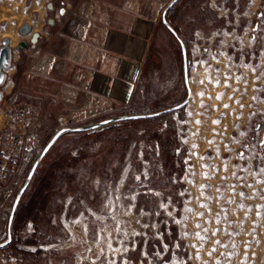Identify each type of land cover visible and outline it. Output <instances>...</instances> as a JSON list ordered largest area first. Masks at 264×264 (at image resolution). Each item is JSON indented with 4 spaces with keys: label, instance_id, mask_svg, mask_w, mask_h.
Masks as SVG:
<instances>
[{
    "label": "snow or ice",
    "instance_id": "snow-or-ice-1",
    "mask_svg": "<svg viewBox=\"0 0 264 264\" xmlns=\"http://www.w3.org/2000/svg\"><path fill=\"white\" fill-rule=\"evenodd\" d=\"M177 2L170 0L168 8ZM249 2L254 3V0ZM240 3L241 0H231V10L234 12ZM204 5L208 9H217L213 19L224 11L223 4L218 5L216 0H204ZM64 11L61 8L60 14L63 15ZM249 15L248 11L241 12L242 26L235 15L231 19L225 16L224 20L231 25L232 31L221 27L202 32L194 27L191 45L178 28L163 18L165 29L179 53L184 98L174 105H166L163 110H152L146 116H122L120 119L150 120L168 116L173 123L170 125L165 120L159 130L163 133L171 126L176 133L173 140L177 143L174 149L177 172L168 174L159 161L153 164L151 157L144 159L145 145L142 143L139 147L130 145L124 160L112 164L103 178H90L89 201L86 203L85 199L76 198L75 203L81 210L75 218L67 216V206H75L73 198L67 197L59 221L52 220L58 225V235L54 241L49 238L48 244H42L41 250L63 252L71 249L72 264H193V261L197 264H248L247 253L254 245L262 243L258 229L264 228V11L257 14L255 23L250 22ZM237 28L239 35L235 34ZM228 37H231V43ZM244 37H247V52L244 51ZM213 42L215 51L212 49ZM201 45L204 46L201 48ZM228 47L233 50L231 54L225 50ZM197 54L199 59H195ZM11 56L7 47L0 46V65L11 67ZM221 58L226 60L227 71L212 64V61L219 64ZM196 67L204 70V78H199L201 74L192 75V69ZM5 83V77L0 75V86ZM191 84L202 90L193 92ZM233 84L243 87H233ZM208 85L216 89L223 86L232 94L216 92L209 95ZM251 85L255 87H252L253 94L249 96ZM225 98L230 103H223ZM3 99V92H0V101ZM197 99L200 101L198 108L202 111L191 107ZM205 99L220 101L221 104L204 103ZM245 99L251 102L245 104ZM233 105L237 106L238 112ZM221 107L225 111L218 118L211 119V113L220 112ZM248 109L251 110L248 111L246 126L234 124L231 136L227 135V127L213 130L214 137L223 138L206 140L212 147L206 155L199 154V144L192 139L199 136V126L203 123L197 116L206 117L212 125L219 126L230 115L237 121H243ZM101 123L111 125L115 121L104 120ZM96 127L100 128V125ZM193 128L196 130L193 131ZM80 131L83 130L61 125L39 147L33 146L34 136L29 137L27 142L23 139L19 141L24 146L25 159L31 153L35 160L12 200L7 213L9 225L45 155L65 134ZM139 135L143 136V133ZM221 144L224 153L221 152ZM132 149H137L135 154ZM147 150L154 157H160L158 143L148 145ZM71 155L76 156L77 153L74 151ZM0 156L9 158L3 153ZM133 156L138 167H133ZM193 159L202 162L199 173L197 166L191 163ZM217 159L220 164L214 163ZM114 169L117 170L115 175ZM198 175L207 183L197 184ZM216 178L220 181L218 185L211 183ZM189 184L197 188L198 195L193 196L186 186ZM193 200L197 201L200 211L191 206ZM234 216L235 220L232 219ZM189 222H193L196 231L189 230ZM246 224L249 227L245 231ZM77 229L83 236H77ZM26 230L34 233L35 227L28 222ZM242 233L248 239L238 243L237 238ZM14 239L10 232H0V250L10 247ZM241 244L244 253L239 250ZM28 250L37 251L36 248Z\"/></svg>",
    "mask_w": 264,
    "mask_h": 264
},
{
    "label": "crops",
    "instance_id": "crops-1",
    "mask_svg": "<svg viewBox=\"0 0 264 264\" xmlns=\"http://www.w3.org/2000/svg\"><path fill=\"white\" fill-rule=\"evenodd\" d=\"M169 2L0 0V46L8 38L12 49V64L5 70L7 80L0 86L4 93L0 109L37 111L35 123L44 138L61 125L77 128L104 120L87 124V120L98 119L108 111L135 109L143 97L144 86L149 94V88L156 83L153 77H156L158 64L153 48ZM182 3V0L178 1L167 14L169 22L183 37L194 27L202 32L215 31L211 25L216 19H213L215 12L212 10L217 9L208 10L212 13L210 21H205L202 15H192L186 30L179 26L178 16L172 9ZM61 8L65 10L63 15ZM24 24L32 26L31 33H20L18 29ZM34 33H39V38L33 44L30 42ZM23 41L27 46L20 49ZM73 124L77 126L71 127ZM76 133L80 132L65 134L61 139ZM44 140L39 144L33 142V146H42ZM25 155L23 151L14 171L0 186V232H10L15 237L10 247L0 250V264H18L19 256H23L22 264H36L37 257L50 254L41 250L38 232L40 220L46 217L47 221L52 220L47 206L52 190L44 184L52 176L47 172L49 170L42 173L37 186L33 185L37 175L34 176L11 224L8 223L7 213L12 200L21 187L28 163L35 157L30 153L25 159ZM76 159L81 161L79 157ZM31 221L36 225V232L26 234V224ZM30 247H37V251H29ZM43 261L47 263V258H42Z\"/></svg>",
    "mask_w": 264,
    "mask_h": 264
},
{
    "label": "rangeland",
    "instance_id": "rangeland-1",
    "mask_svg": "<svg viewBox=\"0 0 264 264\" xmlns=\"http://www.w3.org/2000/svg\"><path fill=\"white\" fill-rule=\"evenodd\" d=\"M182 4L178 6L177 8H173V13H175L178 19V25H182L184 30L187 28V22L191 19L192 15L195 17L196 15H202L203 19H206L209 21L212 20V13L210 11L208 12V8L204 5V0H182ZM216 3L218 5L223 4L224 11L220 14L222 16H219L215 19L214 23L211 24L215 27L214 30H217L221 27H224L228 29L229 31H232V27L230 24L226 23L224 20V17L227 16L229 19L233 17V15L240 16L241 20V26L243 24V17L241 16L242 11H248L249 12V20L251 23H255L257 20V14L260 11H264V0H254V3L249 2V0H241L240 6L233 12L231 10V0H216ZM215 13L217 10H212ZM209 14V15H208ZM206 16V17H205ZM168 17V14H167ZM231 17V18H230ZM191 34V31H189ZM187 33V31H185ZM158 36L156 37V45L153 48L154 50V59H156V63L158 64L157 69L155 70L157 74L156 77H153V80L156 81V83L153 85L151 89V92L147 94V88L144 86L143 88V97L141 99L140 104L138 103L137 106H135V109H129L124 111H108L104 114V116H100L98 119H91L87 120V124L95 122V120L105 119L111 116H117V115H124V114H146L149 113L152 110L159 109L163 110V108L166 105H174L176 101L181 100L184 98L185 88L183 84L181 83V72H180V65H179V53L177 52L176 48L174 47L173 38L171 37L170 33L167 32L165 29V26L160 21L159 25V32ZM187 35L186 37H183L184 39L189 41V45L192 44L191 35ZM235 34L239 35V28L235 30ZM249 35H251V30L249 29ZM228 41L231 43V37L227 38ZM244 51H248V45H247V37H244ZM204 45H201V48ZM215 42L212 44V49L215 51ZM191 51V48L188 49ZM229 54L232 53V48L228 47L225 49ZM237 55H239L237 53ZM191 58V57H190ZM200 55L197 54L195 59H199ZM212 64L214 67L221 68L224 71H227L228 69L225 67L226 60L224 58H221L220 63L216 64L215 61H212ZM204 70L200 67H196L192 69V75L196 76L197 74H201L199 78H204L202 75ZM154 76V74H153ZM243 87V85H236L233 84V87ZM192 91L197 92L202 90L200 87H198L196 84H191ZM252 87H255V85H251L249 87L248 95L251 96L252 93ZM207 90L209 95H214L216 92H229L231 95V90L226 89L223 86H221L219 89L214 88L212 85L207 86ZM1 91V88H0ZM147 94V95H146ZM239 98V97H237ZM150 99V100H148ZM251 101L249 99H245L244 103L249 104ZM200 103L199 99H197L192 105V108H196L197 111H202L198 108V104ZM204 103H212L215 105H220V101L212 100L209 101L207 99L204 100ZM223 103H230L229 100L225 98ZM264 107V106H262ZM233 109H235L237 112L239 109L236 105H233ZM251 109H248L245 111L244 116L245 119L243 121H237L234 116H228L227 119L223 120L222 123L217 125H212L210 120H208L206 117L197 116V119H201L203 121L202 125L199 126V136L192 138L196 143L199 144V148L197 151L200 155H206L208 153V150L212 147L209 145L206 140L211 139H217L220 140L223 137H214L213 136V130H220L225 127L228 128V136H231L234 134L233 126L234 124H241L242 127L246 126L247 121V115L248 111ZM225 109L222 107L220 108V112H212L211 113V119H216L221 115V112H224ZM168 120L170 125L173 123L168 116H165L163 118H155L150 120H124L120 122H116L108 125L104 128L97 129L90 132H80L76 134L69 135L63 139H60L61 141L58 142V144L54 147L53 151L50 156H48L42 163L41 166L37 169V176L34 180V186H37V181L40 180V177L43 172L46 170H50L51 165L56 163L58 159H62V156L64 158L61 160L64 162L65 165H69L66 169V174L63 177V180L60 184V186L54 190H52L51 195L48 197V207L49 211L52 215V220L57 219L59 221V217L61 215V210L64 207L67 197L71 196L73 198L74 204L67 206V216L75 218V214L80 211V206L75 203L76 198H83L85 199V202L88 203L89 201V192L91 191V184L89 183L90 178L93 177H100L103 178L106 170H108L112 164H119L122 162L126 156V154L129 151V147L132 144H136L137 147L142 143L145 145V156L144 159L152 158V163L155 164L157 161L161 165H163L165 172L168 174H171L173 172H177V169L175 167V157H174V149L177 146V143L174 142L173 137L176 135L173 128L170 126L168 129H166L163 133L160 132V126L165 121ZM3 123V116L0 115V125ZM71 127H76V124L70 125ZM196 128H193V131H195ZM54 133V132H53ZM49 134L48 136L44 138V142L49 139V137L53 134ZM140 133H143V136L139 135ZM170 138L171 144H168L166 148L170 149L171 152L165 150L164 144H167L165 141ZM206 138V139H202ZM43 142V143H44ZM158 143L160 145V157H154L153 154H150L147 150L148 145H154ZM191 143V141H190ZM184 147H188L185 145ZM221 152L224 153L223 145H220ZM76 152L77 155L73 156L71 155L72 152ZM137 149H132V152L135 154ZM169 153V155L167 154ZM75 158V160L70 161L68 159L69 157ZM66 157L67 160L65 159ZM81 158L76 159V158ZM87 158L86 161H83L84 158ZM35 157L28 163L27 169H25L24 178L28 175L29 170L31 169L33 163H34ZM69 160V161H68ZM133 167H138L139 165L135 162V156H133ZM192 164H195L196 171L199 173L201 171L199 165L202 163L201 161L193 159L191 161ZM216 164H220V160L217 159L214 161ZM233 163H236L235 160H233ZM183 167V165H181ZM117 170H113V175L116 174ZM232 181H229L231 183ZM196 183L197 184H204L207 183L203 179L202 176L196 177ZM211 183L218 185L220 183L219 178L213 179ZM190 192H192L193 196L198 195L197 188L193 187L192 185H186ZM95 195V193H93ZM247 203H253L251 201H248ZM258 203V201H257ZM194 207L197 211H200L198 207L197 201L193 200V203L191 205ZM212 207L215 209V204L212 205ZM67 218V217H66ZM243 218V214L241 213V219ZM46 219L40 220V227H39V237H40V244L46 245L49 243V238H51L53 241L56 239L58 235V225L53 224L52 220L47 221ZM233 220L236 219V217H232ZM31 223L35 227L36 232V225L31 221ZM250 224V222H249ZM249 224L245 225V231L249 227ZM135 226V225H134ZM188 228L190 231H196L194 228L193 222H189ZM25 233L30 234L26 228ZM34 232V233H35ZM258 232L260 233V241L262 242L259 245H254L251 252L247 253L249 256L248 264H264V228L258 229ZM77 236H83V233L79 231V229L76 230ZM221 238L222 237H217ZM248 237L241 234L240 237L237 238L238 243L247 240ZM188 243H193L195 241H186ZM33 247H30L31 249ZM37 249V247H34ZM239 250L241 253H244V249L242 244L239 247ZM191 251V250H190ZM50 254L38 255L39 257L36 258V264H72V250L71 249H65L63 252L57 251V250H50L48 251ZM42 258H47V263L44 261L42 262ZM49 259V260H48ZM207 259V257H205ZM18 264L23 263V256L18 258ZM193 264H197L196 261H193Z\"/></svg>",
    "mask_w": 264,
    "mask_h": 264
},
{
    "label": "built area",
    "instance_id": "built-area-1",
    "mask_svg": "<svg viewBox=\"0 0 264 264\" xmlns=\"http://www.w3.org/2000/svg\"><path fill=\"white\" fill-rule=\"evenodd\" d=\"M0 115L3 116V123L0 125V153L9 157L5 159L4 156H0L1 186L7 175L14 171L20 155L24 151V146L19 141L23 139L27 142L29 137L34 136L35 140L33 142H39L44 139V135L35 123L38 116L37 111L30 112L26 109L15 110L3 107L0 109Z\"/></svg>",
    "mask_w": 264,
    "mask_h": 264
},
{
    "label": "water",
    "instance_id": "water-1",
    "mask_svg": "<svg viewBox=\"0 0 264 264\" xmlns=\"http://www.w3.org/2000/svg\"><path fill=\"white\" fill-rule=\"evenodd\" d=\"M178 1H180V0H178ZM168 9H170V8H168V7L166 8V10H167L166 13H165V11H164L163 18H166V19L169 21V19H168V17H167V12L169 11ZM31 28H32V26H31L30 24H28V25H27V24H24V25H22V26L20 27V29H18V30L20 31L21 34H23V35H27V34L31 33V31H32ZM38 38H39V33H34L30 43H33V44L36 43V42L38 41ZM5 41H7V44H5ZM2 46H3V47H7V48H8V51L12 53V49H11L10 46H9V39H8V38H5V39L3 40ZM26 46H27V43H26L25 41H23V42L20 43L19 48H20V49H21V48H25ZM11 64H12V56H11ZM9 68H10V67H8L7 65H0V75L4 76L6 80H7V73H6L5 70H7V69H9ZM0 92H3V91H0ZM3 96H4V93H3ZM0 102H1V101H0ZM139 115L146 116V115H148V113H146V114H128V115H120V116H116V117L107 118V119H104V120H112V121H115V124H116V122L124 121V120H121V119H120V117H122V116H139ZM104 120H101V121L96 122V123H94V124H90V125H86V126H80V127H77V128L83 130V131H80V132H86V131H90V130L98 129V128L96 127V125H98V124L100 125V128H101V127H104V126H106V125H109V124H102L101 122L104 121ZM46 155H47V154H46ZM30 184H31V183H30ZM25 192H26V191H25ZM25 192H24V193H25ZM23 195H24V194H23ZM17 208H18V207H17ZM17 208H16V211H17ZM16 211L13 212V214H12V220H13V217H14Z\"/></svg>",
    "mask_w": 264,
    "mask_h": 264
},
{
    "label": "trees",
    "instance_id": "trees-1",
    "mask_svg": "<svg viewBox=\"0 0 264 264\" xmlns=\"http://www.w3.org/2000/svg\"><path fill=\"white\" fill-rule=\"evenodd\" d=\"M167 144H164L165 150L171 152V150L168 148H166V146L169 147L168 144H171L170 138L167 139V141H165ZM53 151V148L47 153V155L44 157L43 161L50 156L49 154H51ZM169 155V153H167ZM64 158V156H62V159ZM68 157H66L65 159L67 160ZM61 158L58 159V161L56 162L57 164L52 165L51 168H49L50 170L47 171L51 176V178H49L48 181H45V187H47L50 190H54L56 188H58L63 180L64 175L66 174V169L68 168L67 165L64 164ZM68 159H70V161L75 160L73 157H69Z\"/></svg>",
    "mask_w": 264,
    "mask_h": 264
}]
</instances>
